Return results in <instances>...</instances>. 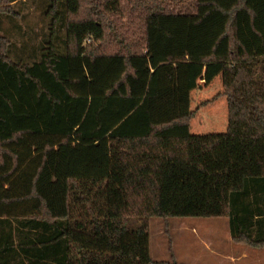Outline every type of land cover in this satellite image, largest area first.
Returning <instances> with one entry per match:
<instances>
[{
  "label": "trees",
  "instance_id": "obj_1",
  "mask_svg": "<svg viewBox=\"0 0 264 264\" xmlns=\"http://www.w3.org/2000/svg\"><path fill=\"white\" fill-rule=\"evenodd\" d=\"M42 1L26 54L0 30V264H177L151 218L264 248V0ZM190 58L220 61L224 133L189 132Z\"/></svg>",
  "mask_w": 264,
  "mask_h": 264
},
{
  "label": "rangeland",
  "instance_id": "obj_2",
  "mask_svg": "<svg viewBox=\"0 0 264 264\" xmlns=\"http://www.w3.org/2000/svg\"><path fill=\"white\" fill-rule=\"evenodd\" d=\"M188 0L181 7L187 8ZM20 18L0 16V30L14 43V56L26 54L41 41L43 1L16 4ZM192 135L221 134L227 128V106L222 96L220 61L189 60ZM203 81V83H202ZM149 253L154 261L177 264H264V248L231 242L226 218L148 220Z\"/></svg>",
  "mask_w": 264,
  "mask_h": 264
},
{
  "label": "crops",
  "instance_id": "obj_3",
  "mask_svg": "<svg viewBox=\"0 0 264 264\" xmlns=\"http://www.w3.org/2000/svg\"><path fill=\"white\" fill-rule=\"evenodd\" d=\"M192 59H194V58H190V59H188V63L190 62L189 60H192ZM199 60H204V59H199Z\"/></svg>",
  "mask_w": 264,
  "mask_h": 264
}]
</instances>
